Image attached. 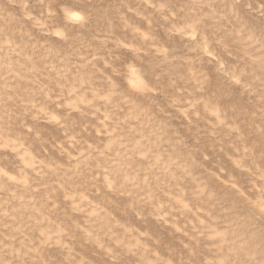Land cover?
<instances>
[{
	"label": "clouds",
	"instance_id": "obj_1",
	"mask_svg": "<svg viewBox=\"0 0 264 264\" xmlns=\"http://www.w3.org/2000/svg\"><path fill=\"white\" fill-rule=\"evenodd\" d=\"M0 264H264V0H0Z\"/></svg>",
	"mask_w": 264,
	"mask_h": 264
}]
</instances>
